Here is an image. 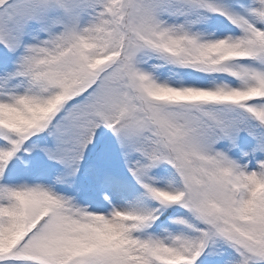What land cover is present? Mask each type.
Segmentation results:
<instances>
[{
  "label": "snow or ice",
  "instance_id": "6c2138e0",
  "mask_svg": "<svg viewBox=\"0 0 264 264\" xmlns=\"http://www.w3.org/2000/svg\"><path fill=\"white\" fill-rule=\"evenodd\" d=\"M0 264H264V0H0Z\"/></svg>",
  "mask_w": 264,
  "mask_h": 264
}]
</instances>
